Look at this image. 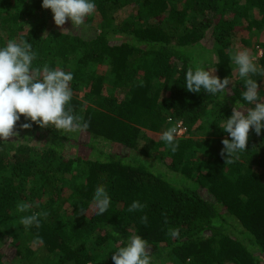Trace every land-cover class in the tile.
Returning <instances> with one entry per match:
<instances>
[{"label":"trees","instance_id":"16d2710c","mask_svg":"<svg viewBox=\"0 0 264 264\" xmlns=\"http://www.w3.org/2000/svg\"><path fill=\"white\" fill-rule=\"evenodd\" d=\"M92 2L85 22L99 18V34L86 40L48 22L43 0H0V48L24 40L36 53L33 68L71 72L69 107L89 122L66 134L24 130L32 122L21 116L19 136L0 141V264H114L121 238L133 234L148 242L151 264H264V128L250 130L232 163L221 156L233 107H253L242 98L244 81L232 78L230 50L239 31L264 34V0ZM127 7L131 19L117 21ZM201 42L217 51L215 73L232 81L226 94L186 89ZM258 46L264 69V40ZM251 78L264 100V75ZM178 122L186 131L173 153L157 134ZM200 130L209 137L196 141ZM99 185L111 197L102 215L92 204ZM133 201L146 207L129 212ZM20 202L31 205L27 212L17 211ZM42 212L39 228L19 223ZM37 233L41 257L31 247Z\"/></svg>","mask_w":264,"mask_h":264},{"label":"clouds","instance_id":"9594fccd","mask_svg":"<svg viewBox=\"0 0 264 264\" xmlns=\"http://www.w3.org/2000/svg\"><path fill=\"white\" fill-rule=\"evenodd\" d=\"M42 8L51 10L57 27L64 26L70 20L73 28L79 29L85 25L86 18L95 12L96 5L92 0H43ZM35 58L36 53L32 50V45L24 40H9L5 47L0 48V141L7 142L10 138L19 136L16 125L21 116L32 122L22 124L21 128L24 130L31 129L32 124L42 129L51 127L66 134L83 133L89 128V122L84 121L82 116L74 115L69 107L73 96L70 87L72 73L52 70L48 65H44L42 69L33 68ZM230 59L236 66L239 77L244 81L242 98L253 107L243 108L237 101L231 116L224 121L221 129L231 137V140H222L224 148L221 156L226 154L225 163H232V157L238 158V153L246 151L250 130L254 129L259 136L264 128V100L259 95L257 80L251 78L256 74L264 75V69L258 67L255 62L257 57L248 49L235 52L230 50ZM214 73L215 69L209 68L206 71L203 67H197L193 71L190 67L186 72L187 91L199 93L203 89L212 95L226 94L230 79L224 78L221 81ZM179 134L178 126H173L160 136L173 153L179 147L176 142ZM110 203L111 197L106 188L103 185L97 186L92 198L97 214H104ZM30 207L29 203L20 202L17 211L24 213ZM144 207L146 205L139 201H133L128 211H142ZM79 213L84 214L82 209H79ZM47 216V212L33 213L22 216L19 223L26 230L32 226L39 228L40 218ZM147 221V216L141 217V223L145 226ZM165 224H168L167 218ZM168 234L178 238L180 229L169 227ZM43 242V238L37 233L31 243L39 247ZM149 248L145 239L133 234L126 240L121 238V244L111 258L114 264H151Z\"/></svg>","mask_w":264,"mask_h":264},{"label":"rangeland","instance_id":"374dc122","mask_svg":"<svg viewBox=\"0 0 264 264\" xmlns=\"http://www.w3.org/2000/svg\"><path fill=\"white\" fill-rule=\"evenodd\" d=\"M130 11H131V9H129L128 7L122 9L121 11H119L116 14V20L119 22L124 21V20H130L131 19L130 18ZM45 18L48 20V22L50 21V22L54 23L53 14L51 11H48ZM98 23H99V18H94L91 24H87L85 22L84 26H82L79 29H75V28H73L71 21L69 20L65 23L64 26L59 27V28L67 30L66 32H68L70 34L80 36L82 39L88 40V39H92V38L96 37L99 34ZM34 25H35V22L32 21L31 26H34ZM243 39H247L248 41L246 43H243L242 42ZM262 40H264L263 32L258 34L256 31H252L250 34H247L245 32L239 31L237 33V36L234 38L233 48L231 49V51L235 52V51H239V50H243V49H248L252 55L257 57V59L255 61L257 63V60L260 58V56L262 54V50L259 48L258 43L261 42ZM216 52L217 51H215L209 43L201 42V44L198 47H196V52H195L196 59H195L194 64L197 67L205 68L206 71H208L209 68L216 70V65H217V60H218ZM257 65H258V63H257ZM230 67H231L230 70L232 71V74H231L232 78L233 79H238V78L241 79L238 75V72L236 70V66L234 65L233 62L230 64ZM214 74L217 77H219V75L217 73H214ZM226 78H228V77H226ZM263 87H264V83H263ZM227 90H229V88ZM163 132H159L157 135L161 136V134ZM180 135H182V134H180ZM208 137L209 136L205 130H202V131L200 130V131L194 133L193 139L196 141H202L203 139H207ZM72 138H75L74 140L80 141L82 143H85L86 141L89 142V140H87L88 138L83 134L82 135L76 134L74 137L72 136ZM102 145L105 147V148H103L105 151L125 152V150H123L119 145H116V144L114 145V144L102 143ZM31 247L33 248V250L36 251L37 256L41 257L44 254V250L42 248L35 247L33 245H31Z\"/></svg>","mask_w":264,"mask_h":264},{"label":"built area","instance_id":"2783aa9c","mask_svg":"<svg viewBox=\"0 0 264 264\" xmlns=\"http://www.w3.org/2000/svg\"><path fill=\"white\" fill-rule=\"evenodd\" d=\"M176 126H178V128L180 129V134L184 135L186 129L183 127L182 123L178 122ZM180 134L177 137H181L182 135Z\"/></svg>","mask_w":264,"mask_h":264}]
</instances>
